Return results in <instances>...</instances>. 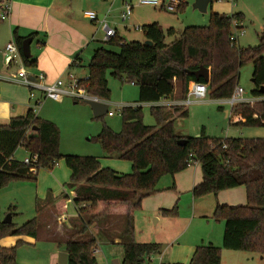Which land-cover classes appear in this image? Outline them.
<instances>
[{
  "label": "trees",
  "instance_id": "16d2710c",
  "mask_svg": "<svg viewBox=\"0 0 264 264\" xmlns=\"http://www.w3.org/2000/svg\"><path fill=\"white\" fill-rule=\"evenodd\" d=\"M233 21L238 22L240 29L243 15L210 12L206 26H187L178 36L172 27L163 29L157 22L148 23L141 26L142 42L124 41L115 35L93 51L86 65L87 78L79 80L78 85L89 95L107 101L109 74L120 82L136 85L137 101L143 103L170 97L176 79L181 98L186 97L190 85L203 83L210 98L228 99L237 86L239 69L251 61V96H260L264 89V33L259 35L255 46L240 47L230 38ZM12 36L25 66L33 67L35 60L22 55L23 38L16 30ZM168 37L171 41L167 43ZM201 66L208 69L207 80L196 79L189 73ZM232 111L244 119L234 125L264 127L263 101L238 103L232 106ZM150 114L155 120L153 125L143 122L141 106H124L120 113L121 129L114 131L103 125L96 136L105 157L130 162L131 171L126 174L102 167L96 156L62 154L56 125L31 109L12 117L7 124L0 125V189L14 180H35L39 169L52 170L62 160L70 170L67 186L73 192L71 200L81 219L80 226L62 245L69 255L68 264H99L94 254L96 239L79 237L88 233L94 221L108 215L124 219L119 233L122 264H143L146 257L159 254L162 246L134 239L133 213L140 207L142 193L147 196L157 192L162 176L172 177L198 162L202 179L191 190L194 198L237 186L245 188L244 205L217 204L212 214L214 220L224 221L222 247L264 255V139L208 137L203 133L182 135L174 128V117L187 116L186 110L176 108L168 112L163 106H151ZM20 147L29 157L36 156V160L25 164L14 158ZM33 168L35 173L31 171ZM169 188H174V184ZM66 199L63 196L54 200L53 209L64 213ZM159 213L175 217L177 205L159 209ZM37 227L35 217L21 225L0 221V239L8 235L35 237ZM22 243L18 240L11 247L0 246V264H19L16 248ZM220 261V247L199 244L188 264H220Z\"/></svg>",
  "mask_w": 264,
  "mask_h": 264
},
{
  "label": "crops",
  "instance_id": "0c3cea01",
  "mask_svg": "<svg viewBox=\"0 0 264 264\" xmlns=\"http://www.w3.org/2000/svg\"><path fill=\"white\" fill-rule=\"evenodd\" d=\"M100 1L101 3H95V1L94 3H89L88 0H0V16L3 11V4L7 2L10 6L6 18L1 19L0 17V74L3 76H13L16 73L17 65H12L10 67L6 66L3 55L5 45L11 40H14L12 34L13 31L16 30L18 36L23 39H31L29 44L31 56L29 59L35 60V65L33 67L26 66L31 73L36 74L42 72L49 82H53L57 79L67 81L69 73L73 74L74 77L79 80L84 79L87 75L86 65L93 51L100 46L101 42L105 41L103 38L97 36L96 33L98 30L91 21H87L89 19L85 16V11H94L99 21L104 20L109 28H113L116 35L124 41H137L131 38L132 36L130 35L132 32H130L127 25L122 24L124 27L123 31L119 30L118 27L121 24L117 23L112 27L106 21V19L110 20L114 15H118L120 18V14L123 11L122 3L124 0ZM192 1L194 2V0ZM211 3L212 2L208 4L207 9L211 6ZM80 8H84L82 14L79 12ZM212 12L220 13L213 10ZM220 14L230 15L232 13L229 14L225 12ZM152 22H155L154 19L148 18L146 22L143 23L148 24ZM94 23L100 25L99 22ZM135 26L137 25H133L134 28ZM172 28L174 29V27ZM178 35L179 34L176 32V36ZM97 42L100 43L97 44ZM173 83L175 86L173 94L168 98H161L164 103L163 107H165L168 112L180 108L186 110L188 115L189 105L200 102L206 98L194 101L187 106L181 105V101L184 98H181L180 83H178L176 79H173ZM207 94L209 95L208 88ZM213 100L227 103L228 99ZM32 101L29 98V92L26 87L8 81H0V125L7 124L12 117L26 114L34 102ZM107 101L105 102L106 104ZM133 103L126 106L135 107L141 106L142 104L137 100ZM143 103L148 106L151 104V102ZM39 109H41V107H39ZM39 109L36 111V115L38 116L42 114L43 107L40 112ZM219 109L224 110L223 107H219ZM225 114L229 118V123L233 125L238 121H244L239 113L232 111V106L230 104L228 109L225 110ZM227 132L228 131H226L224 137H230L227 136ZM201 133L208 136L204 129L199 132L198 136ZM26 156L27 153L25 152L24 157ZM59 163L60 165L54 167L52 170H39L35 174V187L37 192L45 193L46 189L57 191L61 189L62 185L68 183L70 170L63 167L62 160ZM100 164L102 167L111 168L118 174H126L131 171V164L126 165L118 160L105 164L100 162ZM201 179V166L198 162H193L186 169L174 174L170 179H164L163 184L160 186L157 185V192H152L142 197L140 209L143 211L144 220L145 218L147 220L142 228L140 225L141 217H137L135 211L133 213L135 234L138 231H144L145 233L144 240L137 237L135 238V235L134 239L141 243L151 242L160 244L162 250L159 253V264H188L195 247L199 244H211L220 247V264L222 262L223 250H226L222 247L224 227L222 228V223H217L219 220H214L212 218V214L217 204L228 206L244 205L246 203L245 188L243 186H237L220 190L213 195L207 194L206 197H208V201L207 203H203L202 197L194 198L191 193L192 188L199 183ZM172 184H174V188H169ZM71 193L73 197L72 190ZM54 199L56 200V198L53 197L50 199V206L49 202L46 201V203L36 209L37 217L35 218L37 219L38 227L35 237L8 235L0 239V246L3 247H11L18 240H22L24 244L32 247H43V249H34L33 252H30V254L26 256L22 254L18 256L21 257L18 259L19 264H58V252L64 251L62 246L63 243L80 226L81 219L78 217L76 206L73 204L75 213L72 216H67V214L58 213L53 209L52 203ZM174 205H177L179 209L177 216L163 217L159 214V209H171ZM181 207L186 209L182 219ZM151 217L155 220V225L153 226L147 224ZM123 223L124 219L122 216L108 215L94 221L89 227L88 233L79 237L81 240H87L89 237H94L96 239V250L94 254H96L98 250V243L102 246L106 244L112 247L111 250L110 247L102 250L104 260L100 263L98 262L99 264H122L123 249L120 245L121 240L119 233ZM193 224L196 225L195 228H191ZM157 226L159 227L157 228ZM187 233H189V235L182 238ZM149 237H152V240H148ZM176 242L177 244L174 245ZM162 256L167 257V260H162ZM260 258H264V255H261Z\"/></svg>",
  "mask_w": 264,
  "mask_h": 264
},
{
  "label": "rangeland",
  "instance_id": "374dc122",
  "mask_svg": "<svg viewBox=\"0 0 264 264\" xmlns=\"http://www.w3.org/2000/svg\"><path fill=\"white\" fill-rule=\"evenodd\" d=\"M89 3H101L100 0H88ZM172 0H164V4L171 2ZM178 7L175 6L174 11H168L163 8L155 7L152 5L135 4L133 7L132 15L129 19L122 21L118 15H114L106 21L110 26L114 27L117 23L119 30L124 31L122 24L129 27L132 34L131 38L137 41H144L143 33L137 30L133 25L145 24L146 19L153 18L155 22L163 26V29L174 27L177 34H180L182 30L187 26H206L209 23L210 12L217 11L220 13H241L243 15V21L240 31H237V44L240 47L255 46L258 43V38L261 33H264V0H213L211 6L205 11L201 12L198 9L192 7V0H179ZM177 5V4H176ZM89 8V7H86ZM93 9V7H92ZM84 8H80L79 12L82 14ZM100 18V17H99ZM102 19V18H101ZM90 22V20H87ZM92 22V21H91ZM124 22V23H123ZM97 28V36L104 40V30L98 24L92 22ZM115 24V25H114ZM143 26V25H142ZM170 38H166L168 43ZM100 42H97L99 44ZM264 57V53H263ZM252 71L253 65L249 61L245 63L238 72L237 86L244 90L245 96H250L252 89ZM108 86L110 89V96L107 101L108 110L113 112L112 116L107 113L100 116H94L89 104L83 100H76L71 96H57L44 98L41 103V112L39 117L53 122L59 130V151L63 154H74L79 156H96L102 164L108 162L119 161L130 165L126 160H120L117 158L105 157L102 152L99 142L96 140L97 134L101 131L103 125H107L114 131L121 129V108L132 104L138 98V88L131 82H120L107 75ZM177 81V80H176ZM179 83V81H178ZM180 85V84H179ZM32 101V100H31ZM33 102V101H32ZM76 102V103H75ZM33 104V103H32ZM134 104V103H133ZM229 103H222L215 101L207 94L206 98L200 102H195L188 106V115L185 117H174V128L177 133L187 134L191 136H198L199 132L204 129L206 135L209 137L225 136L226 131L230 137L236 138H263L264 139V127L263 126H235L229 123V118L225 114V110L228 109ZM223 107L224 110L219 109ZM143 122L147 125L154 124L155 120L150 114V106L145 103L141 104ZM39 109V112L41 111ZM15 158L22 160L25 156L23 148H18L14 154ZM60 162V161H59ZM57 163L55 167H58L60 163ZM62 165L65 169L68 167L62 161ZM43 171H49L46 169H39ZM38 170V171H39ZM69 170V169H68ZM170 175L162 176L157 185L164 183V179H170ZM69 178V177H68ZM69 180V179H68ZM36 181L34 179H20L10 182L7 186L0 189V221H3L7 214H11V222L16 225H21L37 217L36 209L41 207L46 201H50L53 198H61L66 196L65 200V214L72 216L75 213L72 203L71 190L65 183L61 189L53 191L46 189L44 192H37ZM212 194L213 193H208ZM207 194L197 198H203V203H207ZM206 197V198H204ZM55 200V199H54ZM50 206V202H49ZM140 207L135 209V215L140 218L141 228L146 223L144 220L143 211ZM178 209V207H177ZM181 209V219L184 215L185 208ZM179 212V209H178ZM145 213V212H144ZM160 214V213H159ZM178 215V214H177ZM166 217V216H163ZM155 220L151 217L147 224L155 225ZM217 223H222L224 227V221L219 220ZM146 224V225H147ZM215 225V224H214ZM160 226V225H159ZM157 226V228L159 227ZM193 224L191 228H195ZM216 227V226H214ZM155 229V228H154ZM144 230V229H143ZM191 230V229H190ZM216 230V228H215ZM144 231H138L135 234V238L144 240ZM189 233L185 234L182 238L187 237ZM149 237L148 240H152ZM137 241V240H135ZM140 242V241H139ZM177 242L174 244L176 245ZM110 247L109 245L102 246L97 244L98 250L96 251L97 262L104 260L102 250ZM43 249V247H32L24 243L20 244L16 248V260L20 259L21 254L26 256L33 252L35 249ZM164 250V249H163ZM223 258L221 264H264V258H260L261 254L239 251V250H223ZM106 253V252H105ZM163 257V256H162ZM162 260H167V257H163ZM159 254H151L150 257H146L143 264H159Z\"/></svg>",
  "mask_w": 264,
  "mask_h": 264
},
{
  "label": "built area",
  "instance_id": "2783aa9c",
  "mask_svg": "<svg viewBox=\"0 0 264 264\" xmlns=\"http://www.w3.org/2000/svg\"><path fill=\"white\" fill-rule=\"evenodd\" d=\"M179 1L172 0L171 2L164 4L163 0H124L123 1V11L121 12V19L127 20L132 14V10L135 4H145L152 5L155 7L163 8L168 11H174L175 6ZM10 6L7 2L3 4V11L1 14V19H5L6 15L9 13ZM85 16L92 22H99L101 27L104 30V40H108L111 37L116 35V32L113 28H109L107 23L104 20H100L97 17V14L94 11H85ZM239 24L236 21L232 23L231 31V40L237 42V31H240L238 28ZM135 29L141 31V26H135ZM243 31H240L242 34ZM4 62L6 66H15L16 73L13 76H3L0 74V81H8L16 84H20L28 89L29 98L33 100L31 105V110L36 114V111L39 109L42 100L47 97H57V96H71L76 100H93L106 102L95 96L89 95L83 88L79 87V79L75 78L73 74H68L67 81L63 79H57L53 82L47 81L45 75L42 72L36 74L31 73L28 68L25 66L20 51L14 40L8 42L3 50ZM87 78V75L84 79ZM207 86L203 83H195L190 85L187 90L186 97L181 101V105L187 106L194 101L202 100L206 97ZM164 99V98H162ZM162 99L158 101L151 102L150 106H164ZM264 102V94L260 96H250L247 97L244 94V90L236 86L232 92V95L228 98L227 102L234 106L238 103H254V102ZM109 116L113 115L112 111H107ZM36 156L29 157L28 155L22 159L23 163L31 164V161H35ZM32 173L36 172V169L33 168Z\"/></svg>",
  "mask_w": 264,
  "mask_h": 264
},
{
  "label": "water",
  "instance_id": "95a60500",
  "mask_svg": "<svg viewBox=\"0 0 264 264\" xmlns=\"http://www.w3.org/2000/svg\"><path fill=\"white\" fill-rule=\"evenodd\" d=\"M210 2H211V0H194V2L192 3V7L195 9H198L201 12H205L208 4ZM30 42H31L30 38H25L22 41L21 51H22V55L26 59H29L31 56L30 51H29ZM146 42L148 44H150V42H148V41H146ZM189 73L191 75H193L196 79L204 78L205 80L208 79V74H209L208 69L203 67V66L199 67V69H197V70L189 71ZM252 80L253 79H251V81ZM262 93L264 94V89H262ZM85 102L90 105L92 112H93V115L96 117L100 116V115H104L108 111V104H106L104 102L93 101V100H85ZM179 143H183V141H180ZM142 196H145V193H142ZM3 222L10 223L11 222V214H7V216L5 217ZM57 261H58V264H68V262H69L68 253L65 251L58 252Z\"/></svg>",
  "mask_w": 264,
  "mask_h": 264
}]
</instances>
